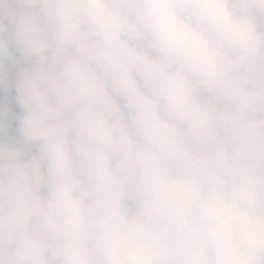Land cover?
<instances>
[{
	"label": "clouds",
	"instance_id": "1",
	"mask_svg": "<svg viewBox=\"0 0 264 264\" xmlns=\"http://www.w3.org/2000/svg\"><path fill=\"white\" fill-rule=\"evenodd\" d=\"M0 264H264V0H0Z\"/></svg>",
	"mask_w": 264,
	"mask_h": 264
}]
</instances>
